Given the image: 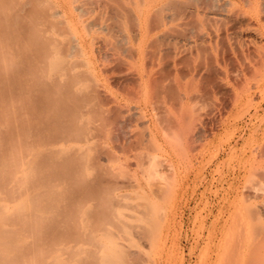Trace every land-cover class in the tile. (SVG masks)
Here are the masks:
<instances>
[{
    "label": "rangeland",
    "instance_id": "1",
    "mask_svg": "<svg viewBox=\"0 0 264 264\" xmlns=\"http://www.w3.org/2000/svg\"><path fill=\"white\" fill-rule=\"evenodd\" d=\"M117 1L0 0V264H264V14Z\"/></svg>",
    "mask_w": 264,
    "mask_h": 264
},
{
    "label": "bare ground",
    "instance_id": "2",
    "mask_svg": "<svg viewBox=\"0 0 264 264\" xmlns=\"http://www.w3.org/2000/svg\"><path fill=\"white\" fill-rule=\"evenodd\" d=\"M120 0H118L117 2H119ZM131 0H128V2H130ZM115 2H116V0H115ZM123 2V1H122ZM132 2V1H131ZM150 2V1H149ZM137 3V2H136ZM135 3V4H136ZM149 4V3H148ZM114 5V4H113ZM120 5H123V4H121L120 3ZM131 5V4H130ZM225 5H227L228 7H229V9H235V10H237V12H239L240 14L241 13H243V14H247L249 17H252V16H254L258 21L260 20V18H261V15L263 16V12H264V0H226L225 1ZM134 6V5H133ZM120 8H119V12H118V8H116L117 10H115L114 8V10H115V12L116 13H119V16H117V17H120L121 18V16H125V20L128 18L127 17V15L129 14L130 15V17H129V19L131 20V17H133V15H131V12H132V10L131 9H129L128 7H126V6H119ZM103 9V8H102ZM108 9H110V8H108ZM107 9V10H108ZM112 9V8H111ZM69 10V9H68ZM104 10V9H103ZM131 10V11H130ZM137 10V9H136ZM112 11V10H111ZM138 11V10H137ZM107 12H109V11H107ZM60 13V12H59ZM63 14H64V16H66V17H71V14H70V12L69 11H64L63 12ZM133 14V13H132ZM100 15V14H99ZM103 15V14H102ZM102 15H100L101 16V18H102ZM108 15H110V14H108ZM108 15L106 16V17H108ZM121 15V16H120ZM186 15H188V14H186ZM186 15H184V16H186ZM259 15H260V18H259ZM105 17V18H106ZM110 17V16H109ZM116 17V16H115ZM116 17V18H117ZM127 17V18H126ZM137 17H139V15L137 14ZM104 18V19H105ZM119 18V19H120ZM263 18V17H262ZM261 18V19H262ZM107 19V18H106ZM108 20H112L111 18H108ZM134 20H136V19H134ZM263 21V20H262ZM136 23V22H135ZM73 24V23H72ZM128 25H129V23H128ZM102 28V27H101ZM263 28V27H262ZM133 33V32H132ZM262 35L264 36V31H262ZM132 36H134V35H132ZM136 37V36H135ZM132 38V37H131ZM131 41H133V40H131ZM135 41V40H134ZM237 98H239L238 96H237ZM262 132H264V128L262 129Z\"/></svg>",
    "mask_w": 264,
    "mask_h": 264
},
{
    "label": "crops",
    "instance_id": "3",
    "mask_svg": "<svg viewBox=\"0 0 264 264\" xmlns=\"http://www.w3.org/2000/svg\"><path fill=\"white\" fill-rule=\"evenodd\" d=\"M69 11V10H68ZM70 14H71V12H70ZM72 16V15H71Z\"/></svg>",
    "mask_w": 264,
    "mask_h": 264
}]
</instances>
